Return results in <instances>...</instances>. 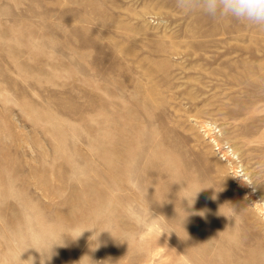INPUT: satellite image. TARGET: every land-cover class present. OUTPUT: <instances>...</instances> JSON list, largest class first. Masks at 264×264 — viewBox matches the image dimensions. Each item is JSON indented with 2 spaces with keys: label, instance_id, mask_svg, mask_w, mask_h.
<instances>
[{
  "label": "rangeland",
  "instance_id": "obj_1",
  "mask_svg": "<svg viewBox=\"0 0 264 264\" xmlns=\"http://www.w3.org/2000/svg\"><path fill=\"white\" fill-rule=\"evenodd\" d=\"M0 264H264V29L0 0Z\"/></svg>",
  "mask_w": 264,
  "mask_h": 264
},
{
  "label": "clouds",
  "instance_id": "obj_2",
  "mask_svg": "<svg viewBox=\"0 0 264 264\" xmlns=\"http://www.w3.org/2000/svg\"><path fill=\"white\" fill-rule=\"evenodd\" d=\"M185 14L201 13L213 20L232 19L264 29V0H175Z\"/></svg>",
  "mask_w": 264,
  "mask_h": 264
},
{
  "label": "built area",
  "instance_id": "obj_3",
  "mask_svg": "<svg viewBox=\"0 0 264 264\" xmlns=\"http://www.w3.org/2000/svg\"><path fill=\"white\" fill-rule=\"evenodd\" d=\"M204 132H206V135H208L212 141H213V147L217 155L222 157L223 159L230 160L232 156H234L233 149L231 146L226 143V142H221L216 140L215 137V132L214 128L210 125L208 128L207 127H202Z\"/></svg>",
  "mask_w": 264,
  "mask_h": 264
}]
</instances>
